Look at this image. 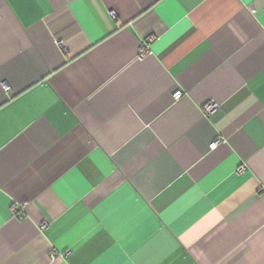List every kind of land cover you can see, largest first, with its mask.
<instances>
[{
    "label": "crops",
    "instance_id": "0c3cea01",
    "mask_svg": "<svg viewBox=\"0 0 264 264\" xmlns=\"http://www.w3.org/2000/svg\"><path fill=\"white\" fill-rule=\"evenodd\" d=\"M0 264H264V0H0Z\"/></svg>",
    "mask_w": 264,
    "mask_h": 264
},
{
    "label": "built area",
    "instance_id": "2783aa9c",
    "mask_svg": "<svg viewBox=\"0 0 264 264\" xmlns=\"http://www.w3.org/2000/svg\"><path fill=\"white\" fill-rule=\"evenodd\" d=\"M155 38L154 37H151L148 41H145L141 47H140V52H139V56L140 57H143L145 56L147 53L150 52V49H151V42L154 41ZM60 44H62V42H60ZM183 93L182 91L178 90L174 93V97L176 99H179L180 97H182ZM216 103H208L207 106H206V109L208 111H214L215 108H216ZM217 143L214 142L212 145L215 146ZM245 171V167L244 166H240L238 169H237V172L238 173H242ZM25 203L24 202H20V203H17L16 205L13 206V213H18L19 209L23 207ZM47 224L45 223L44 226H46ZM56 256V253L53 252L52 253V257L54 258Z\"/></svg>",
    "mask_w": 264,
    "mask_h": 264
}]
</instances>
